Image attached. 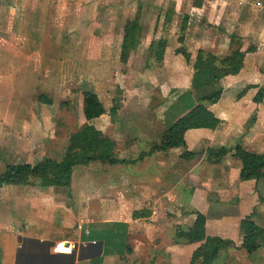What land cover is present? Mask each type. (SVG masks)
Returning <instances> with one entry per match:
<instances>
[{
    "label": "crops",
    "instance_id": "obj_1",
    "mask_svg": "<svg viewBox=\"0 0 264 264\" xmlns=\"http://www.w3.org/2000/svg\"><path fill=\"white\" fill-rule=\"evenodd\" d=\"M206 1L208 6L203 4L204 10L197 11L202 12L201 19L205 13L206 26L209 25L211 31L208 27L202 28V20L194 22L196 24L193 23L191 26L189 38L192 39L189 41L185 35L189 26L188 16L187 28L184 32L183 42L189 45L191 52L187 80L190 82L192 60L199 48L222 54L224 53L220 51L222 45L230 42L229 37L235 34L239 36L240 49L245 51V56L243 66L237 74L221 78L223 87L221 96L215 103L208 105L220 119L217 126L214 129L190 128L184 133L187 150L202 153L191 160L181 159L180 153L183 148L180 147L145 154L138 157L139 173L133 174L129 165L137 162L136 158L126 157L121 153L120 148L126 151L135 150L139 140H144L143 142L148 144L144 151H147L151 143L159 141L165 128L164 120L168 117L172 122L187 111L192 106V102L183 110H178L179 105L176 109L170 108V111L161 112V108L150 110L147 116L155 118L153 120L155 125H144V122L141 125L135 122L129 125L127 124L129 119L126 121L124 116H131L130 112L121 108L116 110L115 114H107L105 108V112L100 116L85 121L92 123L109 136L115 142L117 156L125 158L126 161L113 166L100 161L77 165L73 169L69 187H39L35 184L2 185L0 187V264H94L98 258V264H108L106 259H110L114 254L118 255L117 250L108 247L107 253H99L100 249L102 252L107 249L104 239L85 238L84 235L96 230L105 234L116 230V227H124L125 246L128 242L133 243L130 236L135 225H138L141 238L140 254L135 252L137 255L134 256L123 255L124 261L127 262L129 259L130 264H190L191 254L201 241H176L174 231L177 226L188 227L192 224L195 217L193 210L205 215L207 235L230 239L235 247H240L241 244L239 221L244 216L251 214L256 231H264V203L259 200V195L264 196V176L257 181L241 180L239 177L241 162L232 154L233 147L237 144L254 153L264 151V96L261 102L253 101L257 89L264 82V73L260 71L264 64V41L250 39L251 45L254 46L252 51L246 46L250 35L248 33H251L252 38L259 35L254 28L258 16L256 11L261 9L264 13V2L232 0L234 4L230 5L226 0L224 5H221L220 14H216L217 4L223 3V0ZM14 9L13 2L0 0V19L3 20L4 16L12 18L16 14ZM14 36L17 34L11 29L7 37L13 39ZM168 46L170 47L167 44L164 49L162 64L159 66L161 72H158L157 77L164 79L163 76H166L174 84L171 86H178L181 80L174 77L173 72L177 73L178 70L175 69L181 68L185 63L179 55H171ZM15 49L12 40L3 39L0 35V53L9 51L13 54ZM14 58L13 55L10 61V76L2 75L0 72L1 124L12 117L14 110L11 103L19 100L20 90L16 77L18 62H15ZM247 85L249 87L239 95ZM94 91L100 98L98 91ZM165 96L166 94H162L163 98ZM100 100L102 101V98ZM251 115L254 119L247 124ZM1 124L0 142L4 143L3 149L12 150L13 145L4 141L5 131ZM208 147H224L227 153L220 161L209 162L205 157V150ZM33 151L34 149H31L30 152ZM18 152L30 154L26 151ZM174 154L176 160L172 157ZM179 159L189 165L184 168L187 172L183 175L179 174V166L183 165L177 162ZM22 162L1 160L4 167L6 163ZM24 162L33 163L29 160ZM87 164L93 165L95 171L90 177L85 171V175L77 180L76 169ZM117 165H121L120 168H115ZM139 210H144L148 214L133 218V211ZM61 241L71 245L72 250L60 254L51 252L53 251L50 250L51 246L55 247V244ZM97 243L101 248L93 249ZM23 244H29L30 247L38 246L39 249L22 247ZM232 245L220 250L219 262H222L219 260L220 255H224L226 253L224 250L232 248ZM43 248L46 250L44 251ZM240 248L242 250L239 249V252L243 253L244 258L237 255L230 256V263L228 261L227 263L233 264L239 260L241 264L243 261L245 264H264V248H258L252 253ZM129 251L131 253L132 249ZM142 251L145 253L142 254ZM33 252L35 254L32 255ZM51 255L55 257L52 258ZM56 256L60 258L57 260ZM70 260L72 262L68 263Z\"/></svg>",
    "mask_w": 264,
    "mask_h": 264
},
{
    "label": "rangeland",
    "instance_id": "obj_2",
    "mask_svg": "<svg viewBox=\"0 0 264 264\" xmlns=\"http://www.w3.org/2000/svg\"><path fill=\"white\" fill-rule=\"evenodd\" d=\"M8 1L13 2L16 14L12 18L8 16L9 19L7 16H4L3 20L0 19V35L3 39L12 40L16 49L13 54L9 51L0 53V72L2 75L10 76V61L14 55V61L18 62L16 77L20 94L19 100L11 103L14 110L12 117L0 123L5 131L4 141H8L14 147L12 150L3 149L4 143L0 142V170L4 167L1 163L4 159L15 162L27 160L34 162L43 156L60 159L66 148L68 136L85 122L81 95L84 88L98 91L108 111L107 114H115V111L121 108L130 112L131 116H124L126 121L129 119L127 122L129 125L134 122L137 125H141L142 122L144 125H155L153 121L155 118L147 116L149 112L159 110L157 108H161V112L170 111L176 109L177 105L180 106L178 110H183L188 103L193 104L201 92L187 80L191 52L189 45L185 42H178L177 37L180 34L179 25L184 14L189 16V26L185 32L188 38L194 22L202 20V28L208 27L211 31L209 25L206 26L205 13L201 19L202 12L197 11L204 10L203 4L208 6L206 0ZM225 1L217 4L216 14H220L221 5H224ZM259 1L264 2V0ZM226 2L230 5L234 4L232 0ZM211 8L213 10V6ZM256 13L258 16L254 28L259 35L252 38L251 33H248L250 34L246 41L248 48L254 47L250 39L264 41V38H261L264 36V13L261 9ZM135 16H138V26L134 32L129 56L126 61H122L120 42L124 24L131 22ZM11 29L17 34L13 39L7 37ZM160 39H164L170 45L167 48H170L171 55H179L185 63L181 68L175 69L178 70L177 73L173 72L174 77L181 80L178 86H171L174 84L166 76H163L164 79L157 77L158 72H161L159 66L163 60L162 57V60L158 61L155 55ZM191 39L189 38V41ZM190 47H192L191 44ZM229 50V42H227L222 45L220 51L225 54ZM260 71L264 73V64ZM3 88H5L4 85ZM162 94H166L165 98ZM39 95L49 98L50 103L41 102L38 99ZM251 117L252 115L247 124ZM170 123L171 120L168 117L163 122L165 127ZM143 141L139 140L135 150L126 151L120 148L121 153H124L126 157L136 158L137 162L129 165L133 174L139 173V153L148 147V144ZM31 149L34 151L30 152ZM19 150L30 152V154L19 153ZM172 157L176 160L175 154ZM177 162L183 163L179 166V174H185L187 170L184 168L189 165L180 159ZM90 164L76 169L77 180L85 175V171L88 172L89 177L95 171L93 165ZM95 166L98 167V165ZM120 166L117 165L115 168H120ZM116 228L113 233H105L110 235L103 236V238L106 237L108 247L112 249L117 247L116 253L119 256L114 254L106 261L108 264H130L129 259L127 262L123 259L125 256L140 254L139 241L141 238L138 225H135L130 236L133 243L128 242L125 246L123 236H125L126 229ZM99 234L96 230L89 237L98 238ZM168 235H170L169 231ZM61 242L64 246L58 248L55 244V247L51 246L50 250L53 249L51 252L60 254L72 250L71 245H67L65 241ZM27 246L29 244L22 245V247ZM99 247L100 244L97 243L93 249ZM29 248L39 249L38 246H29ZM43 249L46 250V248ZM239 249L241 248L232 245V248L224 250L226 253L220 255L219 260L222 262L218 261L219 264H229L230 256L237 255L243 259V253H240ZM99 253H104V250L102 252L100 249ZM144 253L142 251V254ZM38 256H40L39 250ZM58 258L60 257H57V260ZM70 262L72 260L68 261ZM244 262L242 264H245ZM98 263L99 258L94 261V264ZM233 264H241V261L237 260Z\"/></svg>",
    "mask_w": 264,
    "mask_h": 264
},
{
    "label": "trees",
    "instance_id": "obj_3",
    "mask_svg": "<svg viewBox=\"0 0 264 264\" xmlns=\"http://www.w3.org/2000/svg\"><path fill=\"white\" fill-rule=\"evenodd\" d=\"M137 21L138 16H135L131 22L128 21L124 24L120 42V59L122 61H126L129 56L131 42L138 26ZM187 23L188 15L184 14L179 25L180 34L177 37V41L180 43L184 40ZM229 43L230 50L225 54H216L202 48L197 49L191 65L192 75L190 83L193 87L201 90L200 94L197 95L192 106L187 111L164 128L159 141L151 143L149 149L139 153L138 157L174 147L183 148L180 157L186 160H191L202 153L187 150L184 133L190 128L214 129L219 123L220 119L209 109L208 105L215 103L221 96L223 90L220 82L221 78L226 75L237 74L243 66L245 56V51L240 49L238 36L235 34L231 35ZM166 45L167 43L164 39L158 41L155 51L158 61L162 60ZM253 49L254 47L249 48L250 51ZM247 87L249 85L245 86L239 92V95ZM81 95L82 113L86 120L98 117L105 112V107L94 90L84 88ZM263 96L264 82L257 89L253 96V101L261 102ZM38 99L43 103H50V99L43 95H39ZM253 119L254 116L251 117L250 121ZM205 153L207 161L218 162L227 153V150L224 147H208ZM232 154L241 162L239 172L241 180L254 179L257 181L264 176V151L262 153H254L245 149L241 144H237L233 147ZM91 161L114 165L123 163L126 160L117 156L115 153V142L109 136L92 123L85 121L68 136L66 148L60 159L43 156L33 163H6L4 169L0 172V187L5 184L69 187L74 167ZM259 200L264 203V196L259 195ZM192 213L195 215L192 224L188 227L177 226L174 231V239L179 242L201 241L200 245L191 254L190 264H219L218 256L220 250L231 246L232 241L216 235H207L205 231V215L197 210H193ZM147 214L148 212L144 210L133 211L132 217H142ZM114 231L111 230L110 233ZM239 231L241 233L240 247L247 253H252L258 248H264V231H256L251 214L240 219ZM93 233L95 232H90L84 237L90 238L89 236ZM109 235L102 232L98 238L102 239L103 236L107 237ZM105 238L103 239L107 249H104V253H107L108 246ZM114 250H117V247Z\"/></svg>",
    "mask_w": 264,
    "mask_h": 264
},
{
    "label": "bare ground",
    "instance_id": "obj_4",
    "mask_svg": "<svg viewBox=\"0 0 264 264\" xmlns=\"http://www.w3.org/2000/svg\"><path fill=\"white\" fill-rule=\"evenodd\" d=\"M62 246H64V243H63V242H58V243L56 244V247H58V248H61Z\"/></svg>",
    "mask_w": 264,
    "mask_h": 264
},
{
    "label": "built area",
    "instance_id": "obj_5",
    "mask_svg": "<svg viewBox=\"0 0 264 264\" xmlns=\"http://www.w3.org/2000/svg\"><path fill=\"white\" fill-rule=\"evenodd\" d=\"M239 1H241V2H245L246 0H239Z\"/></svg>",
    "mask_w": 264,
    "mask_h": 264
}]
</instances>
